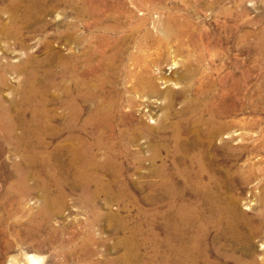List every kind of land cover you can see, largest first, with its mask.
<instances>
[{
	"label": "rangeland",
	"instance_id": "obj_1",
	"mask_svg": "<svg viewBox=\"0 0 264 264\" xmlns=\"http://www.w3.org/2000/svg\"><path fill=\"white\" fill-rule=\"evenodd\" d=\"M126 2L122 21L135 25L136 19H145L146 28L156 39L161 38V43L147 42L143 48H137L135 43L144 34L140 28L133 37H127L124 54L110 83L113 90L108 87V92L101 98L102 110L97 112L107 129L100 130L101 124L82 129L81 119L95 111L94 107L84 104L74 131L64 128L70 111L61 104L49 105L42 112L55 118L41 135L47 147L41 153L42 158H47L56 147L77 146L71 135L93 145L90 155L97 163H104L107 149L114 147V167L104 171L93 170L103 181L113 183L112 190L109 194L101 193L93 207L85 202L78 188L64 187L62 196L55 187L50 186L47 190L49 177L46 167L53 173L52 167L56 163L49 158L43 167V164L36 166L26 161L23 145L15 141L21 135V129L10 134L7 127L8 121H16L17 117L27 124L31 114L20 103L23 75L13 68L27 54L46 56L47 49L43 47L46 42L67 52L68 47L74 46L77 36L79 40L86 41L88 18L77 17L72 10L61 5L42 16L47 23L45 32L34 33L30 28L20 26L13 30L16 35L10 36L7 34L12 17L10 0H0V264H29L30 257L38 259L39 264H122L119 258L125 251L124 239L133 234L142 239L152 232L163 237L164 231L157 228L164 227V219L155 217L158 211L165 209V203L158 204L153 200L160 194L151 187L160 179L154 176L153 170L155 167H165L166 171L172 169L173 159L166 152L171 145L168 138L172 127L179 122L191 124L198 116L206 123L211 118L213 122L222 121L230 126L228 133L215 139L209 149L205 144L207 152L202 159L208 176L205 175L204 181L210 177L219 179L220 190L224 192L222 195L227 199L235 197L239 209L237 221L235 219V226H238L236 235L221 237L218 246L211 243L208 248L219 251V260L225 261L221 264H264V0ZM170 15L188 23L183 25V37L174 36L173 28L166 26ZM120 35L128 36V29L124 28ZM20 40L24 41L25 49L20 46ZM79 45V51H82L83 46ZM135 53H139L140 59L133 60L128 56ZM53 65L55 70L59 68L57 62ZM148 80L155 82V90L149 89ZM232 81L236 83V90L230 95L225 94V100L223 91L229 92ZM57 83L49 94L62 96L63 88L73 86L70 75L58 77ZM220 96L224 98L223 107L222 101L218 102ZM209 101H217L213 110L207 107ZM205 120L202 121L204 124ZM147 126L153 130L150 134L144 130ZM126 129L136 132V137L127 139V143L126 138L117 137ZM53 131L57 135H53ZM228 134L233 135L232 139L225 138ZM154 147L160 149L161 155L156 162L151 154ZM56 155L57 161L67 164L64 151L53 156ZM236 167H242V177L247 175V168L252 169L248 183L238 182ZM119 171L118 181L127 185L123 196L116 195L117 178L114 173ZM43 183H46L45 187ZM210 186L214 188L212 190H219L213 183ZM44 194L56 202L61 201L50 205L52 217L48 221L40 215ZM123 221L127 226L122 228ZM139 224L141 229L137 232L135 227ZM145 251L149 250L141 249L142 253Z\"/></svg>",
	"mask_w": 264,
	"mask_h": 264
},
{
	"label": "bare ground",
	"instance_id": "obj_2",
	"mask_svg": "<svg viewBox=\"0 0 264 264\" xmlns=\"http://www.w3.org/2000/svg\"><path fill=\"white\" fill-rule=\"evenodd\" d=\"M126 1L10 0L9 3V11L11 12L10 14L12 17L9 22L10 25L7 27V34L10 36H15L16 31L14 32L13 30H16L20 26L21 28H30L34 33L43 30L45 32L47 23L44 22L42 16L51 13V11L57 9V6L59 7L61 5L68 7V9H70V11L72 10V12H74L77 17L88 18V21L86 22H88L87 28L89 33L86 41L82 40L81 38L79 40V37L77 36L74 46L68 47L66 50L67 52H63L61 49L55 46L52 47L51 42H46L43 45V47L47 49L46 56L40 57L27 54L25 59L19 65L15 66V68H13L15 71L23 75L25 89L23 88L21 90L22 96L20 103L24 104L27 109L31 111V114L30 120L27 122V124L24 123L20 117H17L16 121L9 120L8 122L10 123H8L7 127L9 133L11 132L10 134H12L16 129H21L22 133L16 137L15 141L20 144V146L23 145V155H25L24 159H26V161L29 163L31 161V163L35 164L36 166H41L43 164V167L49 158V161L53 160L56 163V165L54 164L55 167H52L54 171L53 173L50 171L48 166L46 167V171H48L49 183L47 186L46 183H43V187L46 186L47 190L50 186L55 187L61 196L64 193V187H68L70 189L78 188L81 190V193L85 198V202L93 207L101 193L109 194L112 190V182L109 183L103 181L98 173L96 174L95 172L97 170L104 171L105 169H111L114 167V164L112 163L114 161L112 155L114 153V147L112 146L107 149V157L104 163H97V161L90 155L93 145L90 146L85 142V140L77 135H71L72 140L76 141L78 144L77 146L71 145V147H56L49 152L47 158H42L41 155L43 154L41 153L43 149L45 150L47 147L44 144L41 135L43 130L50 124L52 120L55 119L54 116L51 115L45 116L43 111L49 105L56 103L61 104L70 111V115L66 117L67 125H65L64 128L74 131L77 128L76 123L80 121L79 119L80 113L82 111V104H84L94 107L95 111L90 112L88 117H86L84 120L81 119V122L83 121V123H81L83 124L82 129H86L87 127H91L95 124H101V126H99L100 130L107 129L104 125H102V117L97 112L102 110L103 106L101 98L106 92H108V87L112 85H110V83L113 81L112 78L115 77L114 74L117 71V63L119 62L120 57H122L124 54L127 37H133L135 32L139 30L138 28H140V30L144 31V34L143 37L135 43L137 48H143L144 44L147 42L154 41L161 43V38L156 39L154 35L151 34V32L146 28L147 25L145 19H136L135 25L129 24V22L126 24L122 21V16L124 15L123 12L127 3ZM129 1L134 3L139 2L140 0ZM18 4H21V7L16 8ZM130 13L131 11H129V14ZM185 24H188L186 20H179L175 16L170 15L166 19V26L173 28V33L176 37L184 36L185 31L183 29V25ZM124 28L128 29L129 35L126 37L120 35ZM74 29L76 30V27H74ZM19 37H21V35ZM84 42H86V44ZM19 43L22 49L26 48L24 41ZM79 44L83 46V48L81 47L82 51H79ZM128 56L133 60L140 59L139 53L129 54ZM55 62L58 63L59 68L57 70L53 68V64ZM66 75H70L72 77L73 86L63 88L62 96L49 94L53 88L57 87L58 77L62 78ZM148 82L149 89L155 90V82L153 83L151 80H148ZM236 87V83L232 81L231 88L228 90L229 92L223 91L224 98L227 94L230 95L232 92H234ZM110 89L113 90V87L111 86ZM208 90L210 89L208 88ZM210 94H213V92ZM222 96H220L218 99L219 103L221 101L223 102L224 100ZM200 102L203 103L202 100ZM222 102L220 104H222L223 107L225 105L224 102ZM216 103L217 101H209L207 107L213 110ZM205 107L206 106H204V109ZM193 113H191V115ZM223 114L225 113L223 112ZM202 116L204 117V115ZM210 119L207 123L204 119V124V122H202L204 120H201L198 116L193 122L191 121V124H185L186 126L178 121L179 123L172 127V133L169 138L163 134L166 138H168L169 142H171V145L170 147L168 146L166 152L168 153L167 155H170V157L173 159V167L169 171H166L165 167H155L153 174L155 177H159L160 179L157 182H154L151 187L153 191L160 193L158 196L154 197L153 200L158 204L162 203L163 201L165 203V209L163 211H158L155 217L164 219V227L157 228V230H163L164 235L161 237L162 235L160 236L158 233L152 232L147 237H142V239L137 238V236H134V234L132 236L130 234V238H123L124 241L122 243L125 251L123 252L124 254L119 258V261L122 264H221L224 261L222 259V262L219 260V251L214 249L210 250L208 245L212 243L216 246L217 242L219 243L218 240H221V237L226 238L229 235H232V237L236 235L238 226H235V219L237 221L239 209L237 207L238 204L235 203V197L227 199L222 195L224 192L222 193L221 191L223 190H220L221 187L219 186H221V182L219 179L214 180L209 176L210 180L207 182L204 181L205 175L208 176L206 165L204 164L205 162L202 159V156L205 155V152H207L205 144L207 143L209 149L212 142L215 139L220 138L221 135L226 133L230 127L222 121L213 122ZM45 130H47V128ZM109 130L111 129L109 128ZM144 130L147 131L148 134H150L149 132H153V130L149 129V127L144 128ZM53 135H57L56 131H53ZM135 135L136 132L133 130L127 131L126 129L122 131V133H120L117 137H120V139L126 138L125 143H127V139L133 140L136 137ZM155 135L156 134H154V136ZM226 136L227 137L225 138L227 139H232L233 137L232 134H228ZM155 147L152 149L153 153L151 152V154H153L152 157L154 161L159 159V156H161L159 154L160 149ZM60 151H64L67 156L68 161L66 165L61 164L60 160L57 161V155L53 156ZM209 159H211L210 156ZM210 162L211 161H209V163ZM24 163L26 162L24 161ZM212 165L213 164H211V167ZM241 168L239 169V167H236L235 169V173H237L239 180L237 181L242 184H246L249 182L250 177L252 176V169L247 168V175L242 177L244 174H242L243 170H241ZM94 169L96 170L95 172L93 171ZM120 173V171L114 173V177L117 178V196H123L127 192V185L124 183V181H118L120 178ZM227 175L230 174L228 173ZM113 181H115V179ZM211 183H213L214 186L219 190H212L214 188L210 186ZM92 186H94L93 189ZM46 195L47 194H44L43 207L40 211V215L44 221H48L52 217V212L49 211L50 205L53 204V202L54 204H57V202L61 203L60 200L56 202V200L46 197ZM61 196H59V198H61ZM148 200H150V198ZM227 202L230 203L227 204ZM96 217L98 218V216ZM122 223V228L127 226L126 221H123ZM148 226L151 227V225ZM152 226L156 228L155 225ZM140 227V224L135 227L137 228V232L140 231ZM120 243L121 242H119V245ZM142 248H146L149 251L142 253ZM221 254L225 257L223 252ZM213 256H216L215 259H212ZM27 262L29 264H39V260L34 257H30Z\"/></svg>",
	"mask_w": 264,
	"mask_h": 264
}]
</instances>
